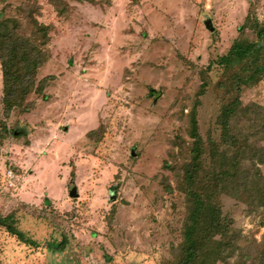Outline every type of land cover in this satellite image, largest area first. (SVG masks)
Returning a JSON list of instances; mask_svg holds the SVG:
<instances>
[{
    "label": "rangeland",
    "instance_id": "obj_1",
    "mask_svg": "<svg viewBox=\"0 0 264 264\" xmlns=\"http://www.w3.org/2000/svg\"><path fill=\"white\" fill-rule=\"evenodd\" d=\"M66 4L57 16L49 0H0V20L26 25L18 34L32 36L25 14L50 27L37 82L54 77L28 99L33 110L6 117L0 69V264H178L192 114L210 176L220 110L240 103L230 138L253 150L244 169L264 181V75L243 82L264 69V40L257 58L222 62L236 42L255 43L264 0ZM263 200L220 196L250 258L264 245Z\"/></svg>",
    "mask_w": 264,
    "mask_h": 264
},
{
    "label": "trees",
    "instance_id": "obj_2",
    "mask_svg": "<svg viewBox=\"0 0 264 264\" xmlns=\"http://www.w3.org/2000/svg\"><path fill=\"white\" fill-rule=\"evenodd\" d=\"M49 2L57 16H64L69 9L66 0ZM24 7L25 5L21 8ZM30 17L25 14L23 19L28 21L27 24L33 31L32 36L18 34L22 27L26 26L19 21L0 20L2 106L6 117L13 112L28 113L33 110L34 105L28 102V99L31 95H42L46 84L54 79L47 77L37 82V73L48 59L45 47L49 41L50 27L40 25ZM248 19L246 17L240 32L246 29ZM252 30L256 33L254 44L243 47L241 42H236L229 54L222 58L227 69H232L234 63L244 60L251 52L253 59L258 57L253 49L264 40V24L255 23ZM243 69H246V66ZM262 75L264 69L256 68L243 82L254 85ZM42 99L47 100L46 96ZM239 108L240 103L232 102L220 110L218 126L222 133L220 138L223 149L222 151L217 149L215 142L210 141L212 149L210 161L213 169L210 176L204 175L205 170L201 161L202 140L198 134L195 115L192 114L189 120L188 132L193 142L188 152L189 159L183 165V174L180 177V185L186 199V214L181 232L178 264H264V245L253 258H250L249 253L238 247L232 221L223 215L220 206L221 195L250 194L252 191L260 194L264 191L261 176L258 172L252 174L244 169V162L241 159L244 153L247 151L253 153V150L244 151L245 149L230 138L231 120L237 115ZM228 151H232L229 156ZM14 231L11 226H7V232Z\"/></svg>",
    "mask_w": 264,
    "mask_h": 264
},
{
    "label": "water",
    "instance_id": "obj_3",
    "mask_svg": "<svg viewBox=\"0 0 264 264\" xmlns=\"http://www.w3.org/2000/svg\"><path fill=\"white\" fill-rule=\"evenodd\" d=\"M70 197H71V198H75V197H77L76 189L73 188V189L70 191Z\"/></svg>",
    "mask_w": 264,
    "mask_h": 264
},
{
    "label": "crops",
    "instance_id": "obj_4",
    "mask_svg": "<svg viewBox=\"0 0 264 264\" xmlns=\"http://www.w3.org/2000/svg\"><path fill=\"white\" fill-rule=\"evenodd\" d=\"M90 133H92V132H90Z\"/></svg>",
    "mask_w": 264,
    "mask_h": 264
}]
</instances>
